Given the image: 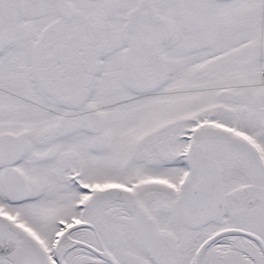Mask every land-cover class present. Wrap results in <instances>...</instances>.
<instances>
[{"label": "snow or ice", "instance_id": "snow-or-ice-1", "mask_svg": "<svg viewBox=\"0 0 264 264\" xmlns=\"http://www.w3.org/2000/svg\"><path fill=\"white\" fill-rule=\"evenodd\" d=\"M0 264H264V0H0Z\"/></svg>", "mask_w": 264, "mask_h": 264}]
</instances>
